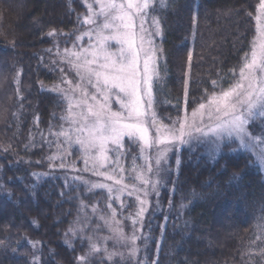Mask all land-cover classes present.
Returning a JSON list of instances; mask_svg holds the SVG:
<instances>
[{
    "label": "trees",
    "instance_id": "trees-1",
    "mask_svg": "<svg viewBox=\"0 0 264 264\" xmlns=\"http://www.w3.org/2000/svg\"><path fill=\"white\" fill-rule=\"evenodd\" d=\"M259 2L173 0L161 13L155 91L163 122L178 112L182 116L184 109L192 111L206 89L209 94L214 90L212 82L230 70L238 74L255 35ZM80 5L81 0H73L75 11L69 13V0H0V241L6 245H0V264H32L34 258L37 264H78L76 258L88 251V243L77 238L70 248L65 233L90 206L106 207L104 191L87 193L70 170L59 167V159H46L57 153L58 145L50 125L55 133L66 124L60 120L65 104L47 91L64 77L56 45L61 50L74 40L46 33L77 31L76 15L86 12ZM48 48L52 52L44 51ZM52 61L57 62L55 71ZM186 99L191 101L187 106ZM75 151L74 161L79 156ZM126 161L131 167V155ZM159 189L160 211L152 212L143 227L151 238L139 240V259L144 254L145 264H250L253 258L261 264L264 172L253 152L226 143L214 160L203 148H183L177 169ZM193 190L199 196L189 204ZM181 203L188 207L181 209ZM35 241L41 242L38 251L30 243ZM100 263L95 257L90 262Z\"/></svg>",
    "mask_w": 264,
    "mask_h": 264
},
{
    "label": "snow or ice",
    "instance_id": "snow-or-ice-1",
    "mask_svg": "<svg viewBox=\"0 0 264 264\" xmlns=\"http://www.w3.org/2000/svg\"><path fill=\"white\" fill-rule=\"evenodd\" d=\"M172 2L81 0L80 6L86 8V14L77 13L76 20L78 25H86L87 30L76 36L72 48H65L61 52L56 45L60 63L69 65V70L75 73V79L68 80L62 76L59 84L47 89L59 97L57 103L65 104L60 120L68 126L65 128L62 124L58 132L52 133L50 125V134L55 135L59 141V154L50 155L46 159L63 161L66 155H71L68 149L76 144L81 153L78 159H82L85 164L83 171H91L94 176L103 177L104 181H112L110 184L83 176L72 177L73 181L79 182L78 187L87 189V193L105 190L109 201L107 207L111 210V219L100 216L112 233L111 236L96 235L100 231L99 225L92 230L93 235H79L90 227L85 221L91 219L86 215L81 219L79 214L73 222L76 226L70 225L66 231L65 235H71L73 242L77 238L88 241V251L76 258L78 264H90L101 250L106 253L108 260L118 257L120 264H128L129 261L132 264H144L138 256L141 249L137 241L147 242L151 238L142 232L145 214L151 211L149 197L153 195L157 197L155 210L160 211L159 187L171 171L170 153L177 155L179 164V150L183 145H208L215 160L226 143L238 141L239 147L248 151H252L258 144H264V0H260L257 5L255 35L249 41V50L241 57L238 74L233 69L230 75L225 74L213 81L214 90L209 94L206 89L201 97L202 102L190 114L185 111L181 116L178 112L175 119L168 117L169 122L165 123L157 111L155 86L160 78L158 57L161 50L154 37L162 35L160 15ZM72 3L73 0H69V13L75 11ZM196 20L197 12L194 11V25ZM46 36L71 38L72 33L51 29ZM85 36L88 38L87 46H79L77 42ZM44 51L50 53L52 48ZM191 56L189 52V59ZM56 63L52 61L51 70L55 71ZM60 71L63 73L64 69ZM228 80L232 82L225 88L224 83ZM190 103L186 99V106ZM116 104L119 108L114 110ZM61 137L63 139L59 140ZM137 148L138 152H134L133 149ZM129 155L132 158V169L126 177L122 160ZM137 160L142 163L138 165ZM259 160L261 170H264V149L261 150ZM53 167L50 163L49 168ZM59 167L64 168V164L61 163ZM32 175L41 177L46 174ZM126 179L137 183H126ZM125 194L129 198L135 197L137 207L134 215L125 217L131 219L130 235L125 233L121 222L115 219L131 206L122 200ZM197 196L199 194L195 190L190 192L188 203ZM114 201L120 202V213L112 208ZM169 203L171 206V199ZM79 207L83 211L86 205L81 202ZM186 207L188 204L181 203V209ZM96 211L102 209L94 207L93 212ZM165 227L161 225L162 230ZM259 228L264 233V214ZM109 240L113 241L114 248L127 249V255L120 251L110 252L106 246L101 249L100 244H106ZM30 243L34 249L39 250L36 246L41 242ZM65 244L70 248L73 246L67 240ZM0 245L6 247L4 241H0ZM257 255L261 258V264H264V247L260 248ZM32 264H37L35 258ZM153 264H158V261ZM250 264H256V260L253 258Z\"/></svg>",
    "mask_w": 264,
    "mask_h": 264
},
{
    "label": "rangeland",
    "instance_id": "rangeland-1",
    "mask_svg": "<svg viewBox=\"0 0 264 264\" xmlns=\"http://www.w3.org/2000/svg\"><path fill=\"white\" fill-rule=\"evenodd\" d=\"M85 10H86V8H85ZM84 14H86V12ZM82 19H83V15H82ZM149 26H150V24H149ZM86 30H87V26L84 25V26H81L77 31L72 33V37H74L73 41H75L77 35H80L81 32H84ZM158 38H159V36H155L154 37V40H155V43H156L157 46H158L157 42L159 40ZM73 41L70 43L69 46H66V47L62 48L61 52L65 48H72ZM77 43H78L79 46H87L88 38L85 36L80 41H78ZM63 74H64V78H66L68 80H74L75 79V73L69 70V65L67 63H64V72H63ZM237 78H238V75H237ZM62 86L66 87V85H62ZM118 108H119L118 104L114 105V110L118 109ZM185 111H187V110L184 109L183 114L185 113ZM190 113H191V111L188 112V114H190ZM257 123H259V122L257 121ZM67 126H68L67 123L64 124L65 128H67ZM62 139H63L62 137L59 138V140H62ZM57 142H59V141H57ZM234 142L237 144V146H239L238 141H234ZM183 148H187V149H190V150H196V149H199V148H203L204 152L210 154V149H209L208 145H202V144H197V143H193L191 145H183V146L180 147L179 153H180V151ZM75 149L78 151L77 153H79V156L76 157V159H75L76 161H74L73 156H72V153H73V151H75ZM262 149H264V144H258L251 151V152H253V155H255V157H256V159H257L259 164H260L259 156H260V153H261ZM61 151H63V149H61ZM68 151L71 152V155H66L65 159L63 161H61V160H59V161L64 164V168L65 169L71 171V175L73 177L74 176H83L84 178L91 179L93 181L107 182V183H110V184L112 183V181H104L103 177L94 176L91 171H87V172L83 171V169L85 168V164H84L82 159H78L80 157V155H81L78 145L73 144L72 147L68 149ZM133 151L134 152H138V148L137 149H133ZM56 154H59V153L57 152ZM169 159H170L169 167H170V169L172 168L171 170L175 171L177 169V166H178V164H177V155L175 153H170ZM126 162H127L126 159L122 160V163L124 164V167L126 169L125 176L127 177L129 175V172L132 169V165H131V167L129 166V168H128ZM136 163L139 165V164L142 163V161L137 160ZM172 163H173V165L171 167ZM263 172H264V170H263ZM131 175L134 176L135 173L132 172ZM75 182L78 185L79 182H77V181H75ZM125 182L129 183V184L137 183L135 180H128V179H126ZM163 184H161V186ZM79 187H83V186H79ZM85 191L87 192V189H85ZM102 191H104L106 193V195H107V200L105 202L106 203L105 209L97 207L96 205H93V206H90L88 208V212L84 211L85 215L91 218L90 220L85 221V223L90 224V227L87 230H85L83 233H80L79 235H84V236L93 235V231L92 230L95 229L97 225L100 226V231L98 233H96V235H99V236H111L112 235V233L109 231L108 226H105L104 221L100 219V216H105V217L111 219V210L107 207L108 202H109L108 201V194H107V192L105 190H102ZM159 193H160V191H159ZM122 200H124L126 203H129L131 206L127 207L123 211L122 215L118 214L115 217V219L121 222V224L123 225V229H124L125 233L130 235L131 234V219H125V217H129L130 215H134L135 214V212L137 210V207H136V204H135V197L129 198L125 194V196L122 197ZM149 200H150L149 207L151 208V211H149V212H147L145 214V222L148 221V217H149V215H151L152 212H156L155 209H156V206H157V197L153 195V196L149 197ZM94 207L96 209H98V210L102 209V211L93 212V208ZM112 208L115 209L117 211V213H120L121 212L120 202L119 201L112 202ZM74 226H76V225H74ZM113 227H115V225H113ZM137 228H139V225H137ZM142 232H143V229H142ZM137 234H139V232ZM67 241H69V242L73 241V238H72L71 235H68ZM85 241L88 243L87 240H85ZM137 245L139 246V241H137ZM105 246L108 248V250L110 252L111 251H120V252H124L125 255H127V249L119 248V247L114 248L112 240L107 241L106 244H104V243L100 244L101 249H103ZM97 255L95 256V258H97V259H99L100 261L103 262V263H100V264H120V260H119L118 257L114 258L113 260H108L107 259V255H106V253L103 252V250H101V252H99ZM138 256H139V253H138ZM143 257H144V254L142 256V260L141 261L144 262V264H145V261H143ZM139 258H140V256H139ZM128 264H132V261H129Z\"/></svg>",
    "mask_w": 264,
    "mask_h": 264
}]
</instances>
